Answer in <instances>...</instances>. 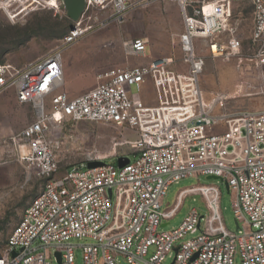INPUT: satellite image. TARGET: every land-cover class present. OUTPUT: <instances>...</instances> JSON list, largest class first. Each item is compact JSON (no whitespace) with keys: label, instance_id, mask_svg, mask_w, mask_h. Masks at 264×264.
I'll return each instance as SVG.
<instances>
[{"label":"built area","instance_id":"built-area-1","mask_svg":"<svg viewBox=\"0 0 264 264\" xmlns=\"http://www.w3.org/2000/svg\"><path fill=\"white\" fill-rule=\"evenodd\" d=\"M172 1L183 21L178 60L146 56L145 38L125 40L126 59L146 62L105 71L94 87L71 97L62 88L64 53L89 32L121 22L132 5V0H84L81 14L53 49L20 66L0 64V93L12 90L19 104L34 111L12 141L20 161L44 180L8 235L0 264H52L56 252L61 264H75L78 246L83 264H120L119 256L128 264H163L166 257H172L170 264H234L236 254L241 264H264V103L257 109L229 108L227 94L206 101L200 80L207 57L242 55L233 0ZM251 4L247 50L252 48L262 65L264 0ZM42 9L66 12L64 0H0V11L11 22ZM99 11L107 15L100 18ZM81 121L122 128L131 135L122 142L128 151L115 157L133 153L135 159L118 167L89 155L59 175L61 132ZM87 161L103 164L82 168ZM200 175L227 182L235 232L224 225L221 191L214 183L180 190L172 207L162 210L171 184ZM187 194L202 197L207 215L192 209L179 225L158 232Z\"/></svg>","mask_w":264,"mask_h":264},{"label":"rangeland","instance_id":"rangeland-1","mask_svg":"<svg viewBox=\"0 0 264 264\" xmlns=\"http://www.w3.org/2000/svg\"><path fill=\"white\" fill-rule=\"evenodd\" d=\"M232 6V22L241 40L242 55L229 60H212L207 57L200 78L201 88L207 101L227 94L225 97L228 99L229 108H261L264 103V64L257 61L252 48L247 50L252 26L251 0H233ZM90 12L86 9L85 14ZM98 14L100 18H104L107 12L99 11ZM72 24L73 21L66 12L54 14L51 9L34 11L15 22H11L0 11V64L8 62L22 65L41 56L57 45ZM182 24L180 7L175 1L132 0L131 8L121 22L113 21L89 32L69 49L74 54V59L64 61L62 88L71 97L77 96L94 87L99 82V74L123 68L128 61L124 55L123 42L129 39L146 37L152 45L153 55L172 56L178 60L180 51L173 35L182 28ZM149 53L148 48L146 55ZM12 94V90L0 93V252L19 221L23 209L41 190L44 181L36 176L33 169L20 161L12 141V137L34 117L31 106L17 103ZM61 137L64 143L58 147L59 175L68 168L79 167L89 155L106 157L105 163L117 165L115 155L128 151L122 142L124 138H131V135L114 124L81 121L72 125L66 124ZM128 157L133 160L136 155L129 153ZM209 183L219 186V203L224 225L229 231L235 232L232 195L218 179H207L200 175L183 178L171 184L163 197L162 210L172 207L180 190ZM192 209L207 215L204 201L199 194L185 195L174 216L162 221L157 231H168L179 225ZM205 220L206 218L202 226ZM190 237L192 235L187 236ZM84 242L73 241L75 244ZM74 256L75 264H83L81 247L74 248ZM118 259L120 264H128L124 257L119 256ZM171 260L172 257H166L163 264H170ZM52 264H57L55 258ZM234 264H241L238 254L234 257Z\"/></svg>","mask_w":264,"mask_h":264},{"label":"water","instance_id":"water-1","mask_svg":"<svg viewBox=\"0 0 264 264\" xmlns=\"http://www.w3.org/2000/svg\"><path fill=\"white\" fill-rule=\"evenodd\" d=\"M64 7L66 9L68 17L74 21L79 17V15L81 14V12L84 8V0H64ZM128 162H129L128 157H118L117 158V166L118 167H122L123 165L127 164ZM102 164H103L102 161H87L86 167L91 168V167L99 166ZM206 178L207 179H219L222 182L221 178H218L216 176H207ZM223 183L225 185L226 190L228 191L227 182L224 181ZM235 226L237 228L236 222H235ZM54 255L56 257V263L61 264L60 254L58 252H56Z\"/></svg>","mask_w":264,"mask_h":264},{"label":"crops","instance_id":"crops-1","mask_svg":"<svg viewBox=\"0 0 264 264\" xmlns=\"http://www.w3.org/2000/svg\"><path fill=\"white\" fill-rule=\"evenodd\" d=\"M182 29H183V24H182V28H180V29H178V30H176V32L174 33V35H173V37H174V39H177V42H178V36H179V34H180V32L182 31ZM142 38H145L147 41H148V39L146 38V37H142ZM75 47H77V46H75ZM148 48H149V50H150V53L148 54V55H146V53H145V55L146 56H149V57H161L162 55H153L152 54V45L149 43V41H148ZM147 48V49H148ZM71 50H68V51H66L65 53H64V56H63V70H64V61H68L69 60V58H72V59H74V54L73 53H71L70 52ZM146 52H147V50H146ZM72 56V57H71ZM166 56V55H165ZM128 61H127V63L126 64H124V67L125 66H127L128 64L129 65H133V64H139V63H144V62H146V60H147V58H143V57H139V56H131L130 58H128L127 59ZM133 62V63H132ZM125 63V62H124ZM15 65V64H14ZM16 66H20V65H16ZM78 85H80V84H78ZM205 97V96H204ZM12 98L16 101V98H15V93L13 92V94H12ZM206 101H207V99H206ZM17 102V101H16ZM18 103V102H17ZM162 225H165V223H163Z\"/></svg>","mask_w":264,"mask_h":264}]
</instances>
